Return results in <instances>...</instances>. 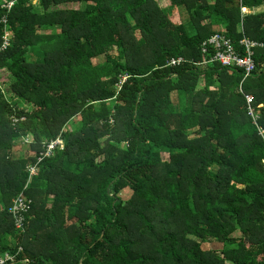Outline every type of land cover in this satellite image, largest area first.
<instances>
[{"label":"trees","instance_id":"trees-1","mask_svg":"<svg viewBox=\"0 0 264 264\" xmlns=\"http://www.w3.org/2000/svg\"><path fill=\"white\" fill-rule=\"evenodd\" d=\"M170 3L184 22L160 0H0V68L23 102L0 88V254L11 264H264V48L243 83L238 68L200 63L216 31L264 41V11L242 12L264 0ZM144 29L162 40L136 42ZM59 136L64 147L40 161L44 146L14 150ZM21 192L32 203L17 227Z\"/></svg>","mask_w":264,"mask_h":264},{"label":"built area","instance_id":"built-area-1","mask_svg":"<svg viewBox=\"0 0 264 264\" xmlns=\"http://www.w3.org/2000/svg\"><path fill=\"white\" fill-rule=\"evenodd\" d=\"M13 1L3 2L1 7L11 9ZM244 9V8H243ZM4 17V18H3ZM2 17V22L4 25L7 23V16ZM8 37L3 36L4 41L2 43L1 50L6 49L9 44V34L5 32ZM201 53L203 55V60L201 64H208L210 62H218L222 66L235 67L243 71L242 83L251 77L256 69V63L254 60L255 51L257 49L264 48V41H259L252 39L246 35L239 40L236 44L233 42L232 38L223 32H216L206 38L201 43ZM186 59L183 56L172 57L167 61V65L176 66L185 62ZM241 83V85H242ZM246 101L248 103V113L252 116L255 123L259 116L256 114L253 103L254 96L251 94H245ZM260 132L263 133V129L259 127ZM56 147L63 148L64 142L62 138H56L44 144V150L40 153L38 161H40L44 156H49ZM37 165H32L29 167L30 177L35 175ZM32 200L28 198L23 192L19 193L12 202L10 207V212L15 219L17 227H22L25 219V213L30 209ZM14 261V257L8 252L0 254V264H11Z\"/></svg>","mask_w":264,"mask_h":264},{"label":"rangeland","instance_id":"rangeland-1","mask_svg":"<svg viewBox=\"0 0 264 264\" xmlns=\"http://www.w3.org/2000/svg\"><path fill=\"white\" fill-rule=\"evenodd\" d=\"M160 6L164 7L163 10L165 11V14L167 15V18L173 23V24H180L181 22H184V16H185V10L184 8H180V7H173L170 3V0H160ZM159 6V7H160ZM59 7L64 8V7H72V8H77L79 7V4L77 3H67V4H63L60 5ZM160 7V8H161ZM259 10L254 11L253 9H249V8H244L242 9L243 13H254V12H258V11H264V6H261L258 8ZM4 18V17H3ZM45 33H53L55 32V29H48L46 31H44ZM5 36L8 37V35L5 33ZM154 36L157 40H162L159 37V32L153 30V33H149L148 31H146L145 29L143 31L139 30L137 32V34L135 35V40L136 42L139 41H146L145 43L148 42H152L154 40ZM137 38L139 39V41L137 40ZM107 54L113 56V57H117L118 56V50L116 47H111L107 50ZM103 57H99V58H94L93 62L97 63L102 61ZM13 81V77L11 76L10 72L8 71V69L6 67H1L0 68V88L3 92V94L11 99V100H17L20 101L21 103H23L20 99H18L15 95H13L11 93L10 90V84ZM200 85H203V83L201 82ZM25 105V104H24ZM76 121H71L69 124L66 125V129H70L72 128L76 123ZM58 138H61L60 136ZM25 141V142H23ZM15 148L14 150L17 151L16 155L17 156H22L23 153H30V155H33L34 152L36 151L35 149L38 148H42L44 146V144L42 143V145L36 144V142L34 141L33 138H29L27 140H23L20 141H16L15 143ZM164 157H168L167 154H164ZM34 176V175H33ZM32 177V176H31ZM31 177L28 181V185L31 182ZM28 187V186H27ZM1 206H0V210H1ZM204 247H206V245H204Z\"/></svg>","mask_w":264,"mask_h":264},{"label":"bare ground","instance_id":"bare-ground-1","mask_svg":"<svg viewBox=\"0 0 264 264\" xmlns=\"http://www.w3.org/2000/svg\"><path fill=\"white\" fill-rule=\"evenodd\" d=\"M216 32H220V31H216ZM216 32H215V33H216ZM223 33H224V32H223ZM213 34H214V33H213ZM210 36H211V35H210ZM242 37H243V36H242ZM255 40H256V39H255ZM259 41H260V40H259ZM200 47H201V46H200ZM262 49H263V48H262ZM257 50H258V49H257ZM255 52H256V51H255Z\"/></svg>","mask_w":264,"mask_h":264},{"label":"crops","instance_id":"crops-1","mask_svg":"<svg viewBox=\"0 0 264 264\" xmlns=\"http://www.w3.org/2000/svg\"><path fill=\"white\" fill-rule=\"evenodd\" d=\"M253 10L256 11V10H259V9L258 8H254Z\"/></svg>","mask_w":264,"mask_h":264}]
</instances>
